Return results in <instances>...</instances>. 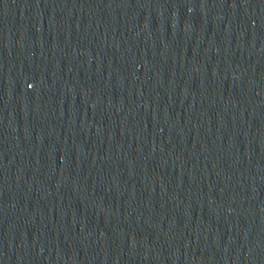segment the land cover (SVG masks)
<instances>
[{"label": "water", "instance_id": "95a60500", "mask_svg": "<svg viewBox=\"0 0 264 264\" xmlns=\"http://www.w3.org/2000/svg\"><path fill=\"white\" fill-rule=\"evenodd\" d=\"M264 160V0H0V264H163Z\"/></svg>", "mask_w": 264, "mask_h": 264}]
</instances>
